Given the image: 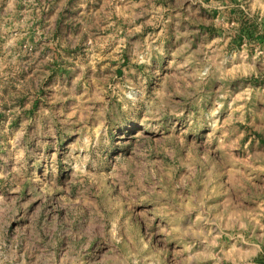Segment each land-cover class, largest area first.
I'll return each mask as SVG.
<instances>
[{"label": "rangeland", "instance_id": "rangeland-1", "mask_svg": "<svg viewBox=\"0 0 264 264\" xmlns=\"http://www.w3.org/2000/svg\"><path fill=\"white\" fill-rule=\"evenodd\" d=\"M0 264H264V0H0Z\"/></svg>", "mask_w": 264, "mask_h": 264}]
</instances>
